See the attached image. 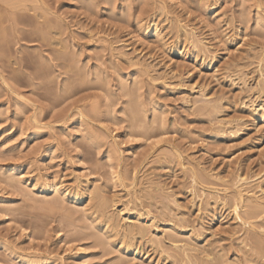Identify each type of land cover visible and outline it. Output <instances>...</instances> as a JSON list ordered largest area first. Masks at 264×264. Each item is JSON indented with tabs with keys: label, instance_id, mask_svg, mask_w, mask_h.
I'll return each instance as SVG.
<instances>
[{
	"label": "rangeland",
	"instance_id": "obj_1",
	"mask_svg": "<svg viewBox=\"0 0 264 264\" xmlns=\"http://www.w3.org/2000/svg\"><path fill=\"white\" fill-rule=\"evenodd\" d=\"M262 81L264 0H0V264H182L171 235L197 263L264 264L263 221L230 209L237 172L264 200Z\"/></svg>",
	"mask_w": 264,
	"mask_h": 264
},
{
	"label": "bare ground",
	"instance_id": "obj_2",
	"mask_svg": "<svg viewBox=\"0 0 264 264\" xmlns=\"http://www.w3.org/2000/svg\"><path fill=\"white\" fill-rule=\"evenodd\" d=\"M3 1L4 2H7V3H13L16 0H3ZM153 28H154L155 34L158 35V33H156L157 26L155 24L153 25ZM191 35H192V33H191ZM200 41H201L200 39H193L192 42H191V45H193L192 48H195L196 49V50H194L195 51V54H194V62H197L199 59L201 61H203L208 56L206 49L202 46V43ZM261 90L264 93V81H262ZM256 106H260V107L256 108ZM210 108L215 111L218 108V105H216V103L215 104H211V107ZM246 108L248 110H250L249 112L251 114L254 112L253 113V115H254V118L253 119H260V120H263L264 119V100L261 101V104L254 105V100L250 99V100H248V103L246 104ZM133 113H134V116L133 117H136L135 114H137V113L136 112H133ZM137 126L139 127V129L136 131V133L141 134V135H146L147 134L148 129H149V127L147 126V124H142V125L139 124ZM177 159H178V157H177ZM22 177L23 176L20 174L18 180H20ZM191 177H192L193 181H195L196 180V177H197V174L194 171H192ZM7 179L8 180H11L12 178L9 177ZM247 179H248V177L244 176L242 173L237 172L235 174V176L232 178V180L230 181L231 182V186L233 188H235L234 191L231 194L230 209H231L232 213L234 214V217L237 220H240L241 223L243 221V223L248 224L249 226H251V228H253L252 227L253 226V223H252L251 220H254L255 218L258 217L259 219H261L263 221L261 223L262 225L260 226L263 229H261L260 231H256L254 233L253 237L251 236L253 238V240H255V244H256L257 248L259 249L258 252L260 251L263 254L264 253V219H263V216H264V202L263 201L264 200L261 201V200L258 199V197L257 198H253L252 196L247 195L249 193V186H250V184H249V182H248ZM55 191L56 192H60L61 195H62V198H64V199L67 198V197H69L70 200H72L74 203H76V202L78 203V201H80V199L83 197V194L86 193L85 192V188L82 187V186H78V185H76L75 187H72L69 190H67V189L61 190L59 187H56L55 188ZM89 194H93V193L90 192ZM93 197H94V195H93ZM95 201H96V199H95ZM97 201H98L97 204L95 203L93 205L94 206L93 209H95V211L97 212L96 214H98L100 217L106 219V221H110L112 217L107 212V208L109 207L110 204L108 205L107 201L104 200V199H102V198H101L100 201L99 200H97ZM112 206H114V204H112ZM83 209L86 212V208H83ZM241 211H242V213H241ZM92 213H94V212H92ZM240 213L242 214V216L240 215ZM100 217H99V219H100ZM138 220H139V215L137 216V220L136 221H138ZM94 225L96 227L98 226L96 224H94ZM110 226H111V229L110 230H107V231H104V233L113 231L114 234H117V233L120 234V229H118L115 224H112ZM101 228L102 227H100V229ZM147 228L148 227H146V224L144 225V224H140V223H138V224L133 223L127 229H124L121 232V234H120L121 235L120 244H123V248L122 249L126 253L127 252L134 251L132 239L135 238L134 237L135 235H139L141 238H144L147 235V232H146L147 231ZM250 235H252V233ZM169 237H170L169 240H170V242L172 244V247L179 251L178 252L179 253V256H180V259L179 260L182 262V264H204V262L202 260H201L200 263H197L195 259L192 260V258H191L192 255H190V251L192 250V248L190 247V245H188L187 242L186 243H183L184 241H182L181 238L176 237V236L173 237L171 235ZM94 240H95V242L97 244L98 243H101V237H99L98 235H94ZM146 240L149 241V242H151V245L154 244L157 247H160V249H161L160 252L161 253L165 252V250L162 248V240H160V238L159 239H155V240H153L151 238H148ZM110 243L113 244L114 242L113 243L110 242ZM74 250H75L74 253L77 256V258L78 257L79 258H84V257L87 256L85 249L83 247L79 246V245H76L75 248H74ZM260 252H259V254H260ZM39 257H34V258H30V259L23 260L22 263L23 264H49L48 262H46L47 259L46 260H43V259H41L42 257L41 258H39ZM60 262H61V260H60ZM63 263L61 262L60 264H63ZM79 263L82 264L83 262H80L79 261ZM215 264H226V262L224 261V258H222V256L221 257L219 256L216 259V263Z\"/></svg>",
	"mask_w": 264,
	"mask_h": 264
}]
</instances>
